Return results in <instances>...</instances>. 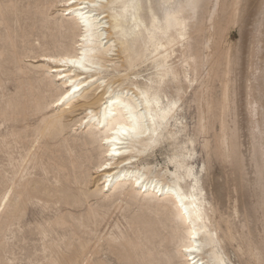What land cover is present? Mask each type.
<instances>
[{"label":"bare ground","instance_id":"1","mask_svg":"<svg viewBox=\"0 0 264 264\" xmlns=\"http://www.w3.org/2000/svg\"><path fill=\"white\" fill-rule=\"evenodd\" d=\"M50 4L58 5L47 16L44 6ZM42 5L26 11L31 25L23 27L15 13L10 17L0 9V44L9 60L16 62L19 43L36 54L25 60L33 74L22 86L26 90L0 105V155L6 162L0 168V234L17 231L29 207L36 206L55 211H49L46 225L32 228L43 240L59 229L94 236L108 212L127 198L140 206L122 215L126 232L116 228L98 249L80 237L74 246L67 235V241L61 237L62 251V244L41 242L38 251L55 257L46 264H103L86 260L101 249L121 264H227L225 244L231 246L236 232L217 203L207 199L209 188L193 166L195 140L181 117L190 91L204 170L215 160L238 176L239 184L230 179L232 214L239 215L237 193L248 184L252 205L247 203V214L239 204L242 218L253 217L264 227V0H48ZM256 13L240 85L241 41L233 44L226 35L237 27L242 39L243 26ZM31 26L36 44L28 39ZM241 108L253 175L246 184ZM31 116L38 118L34 128L28 125ZM162 145L169 153L162 165L154 164L148 158ZM45 146L51 150L46 158ZM252 236L243 233L242 244H236L243 246L235 251L240 259V252L246 253L243 264H264V232L257 241ZM3 239L0 251L9 257L11 244ZM7 260L2 264H11L12 257Z\"/></svg>","mask_w":264,"mask_h":264},{"label":"rangeland","instance_id":"2","mask_svg":"<svg viewBox=\"0 0 264 264\" xmlns=\"http://www.w3.org/2000/svg\"><path fill=\"white\" fill-rule=\"evenodd\" d=\"M46 1H48V0H0V9H2L4 12L8 11V15L10 17H12V15L15 13L14 15L18 16L19 20L21 18L20 25H21V27H23V25H31V21L28 19V13L26 11H28L29 8L31 10L34 5H37L39 7H43L42 4L45 3ZM55 5L57 6L58 4H50L48 6L47 5L44 6L45 11H46L45 14L47 16L48 15H52V13H53V11H54V9L56 7ZM48 9H49V11H47ZM254 9H256V11L258 12V15H259V10L261 9V6L260 5H258V6L256 5ZM256 18H257V13L255 14V16H252L251 18H249L250 22L248 21L247 24H245L243 26L244 27V31H243L244 34H243V38L242 39H240V33H239V29L237 27L231 28L228 31L227 35H226L227 40L230 41L233 44H238V42L241 41L240 46H241V49H242V58H241L242 65L240 66V68H241L242 72H241V75H240V78H239V81H238V84H240V85L242 84L243 79L245 77V74L247 72V67H248V63H249V59H250L249 50L248 49L253 44L252 43L253 41L251 42V40H254L253 37H254L255 33L253 31L254 30L253 27H254ZM35 29H36L35 26H33V27L31 26L30 28H26L27 32H29L28 39H29L30 43L34 42V44L37 43V42L35 43V40H36ZM18 45H19V46H17L18 48H16V50H15V53H16L15 55L17 56V60H16L15 63H12L9 60L8 49H6L3 45L0 44V50H1V52H0V54H1L0 55V105L4 104V102L6 100L14 97L16 94L24 92V90H26L25 87H22L24 82H26L29 78H32V76H33L32 72L29 69L25 68L24 66H25V63H26L25 62L26 58L27 59H33L32 57L36 56V54H35V52L28 51L27 50L28 46L26 44L19 43ZM18 53H22V54L19 55ZM30 53H31V55H29ZM32 53H33V55H32ZM37 54H39V53H37ZM26 56H28V57H26ZM19 60H21V61L19 62ZM142 74L146 75L148 73L147 72L146 73L143 72ZM33 93H35V92H33ZM189 98H190V91H187V95L185 97L184 110H183L184 111V114H183L184 118L181 117V116L180 117L182 119V123L187 125V129H186L187 136L188 137L191 136L195 140L194 147L196 149V152H195L194 157H193V159L195 160V163L193 164V166H194L195 172H197V177L200 180V183L202 182L203 185L205 186V188L206 187L209 188V189H206V191H208V193H210V194H208L209 196L207 195L208 201H210V199H211V200H213V202L217 203L218 211H219L220 214L222 213L221 214L222 219L224 221H228L231 224V226L233 227L234 231L236 232V233L234 232L235 233V239L232 241L231 246H229L228 244H225L227 246V247H225L226 248L225 249V253H227V255H228L227 256V264H229V262H231L232 264H243V260H245V261L247 260L246 259L247 258L246 253L244 252V250L241 251L240 255H241V253H244V254H242V255H244V257L241 255L242 259H240V256L238 255L239 253H237V250L235 251L236 248H240L241 246H243V245H241L240 247L237 246L238 244H242V242L240 243V241H242V239H241L242 238V234L245 233V232H249L250 237L252 235H255V236H252V239L254 241H257L258 238L260 237V235L264 232V230H263L264 227L262 225H260V224H256V221H253V219H254L253 217L250 219L251 221L247 220L250 224L251 223L252 224L251 225L247 224L248 222L246 221V218L249 219L250 216H246L245 218H242V217H244V214L241 212L243 208L241 207L242 208L241 209L240 206H239V204L243 205V203H244L245 206L243 205L244 206L243 212L246 211V213L248 214L249 213L248 209L252 205V201H251L252 199H248L250 197V195H249L250 194L249 186H248V184H246L248 182V180H250V178L253 177V175H252V166H251V164L249 162V150H248L249 149V145L247 143L248 140H247V138L244 135V133H245V124H246L245 123L246 116H245V113H244V108L239 109L238 125L240 126V128H242L239 131V133H240V142L242 144L241 150H242L243 155H244V165L245 166H244L243 173L244 174L247 173V174H245V175L243 174V176H242L243 181H244L243 184H246V185H244L243 189L241 188L240 190H238V193H237V195H238L237 196L238 197L237 201L239 200V202H237V204L239 203L237 205V208H238V211H239L238 212L239 215H237V214H232L234 212L232 210V208H234V207H232V205H233V200H234L233 198L235 196V194H234L235 192L233 191L234 190L233 187L235 186V185L233 186V184L235 182H232V180L233 181L236 180V182H237L239 178H238V176L234 175L233 172H231V174L234 175V176L231 177L232 175L229 172L232 171V169L229 168V167L221 166L215 160H210V162L207 164L208 170L207 171L204 170L205 165H206L205 164V159L206 158H205L204 152L200 148V145H201V143L203 141V138L198 136V135H196V133L194 131L195 110H194V107L192 105H191L192 107L190 106V104H189L190 103V99ZM238 98L239 99L243 98L242 100H244V96H243V93L241 91H240V94H239ZM189 106L191 108H189ZM32 117L33 116L29 117V119H28L29 120L28 121V125L31 126L30 128H34L36 126L37 122H38V118L37 117H34V118H32ZM44 149H47V152H45ZM44 149H43V153H44V157L46 158L50 154L51 150H50V148L48 146H45ZM168 150H169V148L166 145H162L161 147H159L156 150L155 154L153 156H151L150 158H148V159L151 162H153L154 164L162 165L164 163V161L166 160L167 154L169 153ZM0 160H1V162H0V168H1L3 165H6V162L4 161V159H2L1 155H0ZM3 162H5V164H3ZM226 168H229V172L227 171L228 169H226ZM249 170H250V172H249ZM225 171H227V172H225ZM226 174L228 176H225ZM250 174H251V176H250ZM229 176H230V178H229ZM236 178H238V179H236ZM226 179H229V180L232 179V180L225 181ZM231 182H232V185H231ZM208 183H210V184H208ZM236 184H239V181ZM227 185H228V187H227ZM228 188L229 189L232 188V190H229ZM230 191H231V193H229ZM240 191H246V196L244 195L245 192L243 193V192H240ZM239 193H241V194H239ZM242 193H243L244 196L242 195ZM213 194L216 195L217 197L214 196ZM239 195L241 197H239ZM242 197H243V201L244 200L245 201L247 200V201L246 202L245 201L242 202L241 201ZM244 197H245V199H244ZM239 198H241V199H239ZM248 200H249V202H248ZM125 201L126 202L123 201L120 204V207L117 208V210L115 208H113V209H115L114 212H113L112 208H111L112 210H110L107 207L108 211L110 210L109 212H111V213L108 212L109 216L107 215L105 217V219H104L105 223L103 222L104 224H101L103 227H101L99 229L100 232L98 231L96 233H92V234H94V236H90L89 235V231H87L88 232V234H87L86 231L78 233L77 230H75V229H74L75 232L71 231L70 229L69 230L66 229V231H64V232H69V233H64V232H62V230L59 229L60 231L59 230H57V231L53 230L54 233L58 234V235H55V234L51 235L52 233L51 234L47 233V236L45 237L46 239H44V240L42 239V237H40V235H38L37 232H33L34 230L32 228H34L33 227L34 225L38 226L39 223H40V225H46L44 223L49 222L50 218L52 217V214H54L55 211H52V210L41 211L36 206H32L34 209L29 207V210H27L26 215L23 217L24 220L21 219L19 221L20 222L19 223V227H18L19 231L18 230L14 231L13 234H8L7 233V235H5V236H2L0 234V237L2 236L1 239H0L1 242L5 240L3 238H6V240H9V243L11 244V247H10V252L11 253L6 255V256H9V257H4V254L1 253V251H0V258H1L0 259L1 263L0 264H2V262L5 263L6 261H8L7 259L8 258L10 259L11 257H12V260H9L11 262V264H46V263H48L47 261H50L51 259H53L55 257L51 254V251L50 252L48 251L49 253L45 251L43 254H42L41 251L39 252L38 250L41 247L39 244H42L43 242L47 241V242H50V243H54L55 242L56 244L59 245V244H62L63 240L67 241V238H66L67 236H68L69 240H72V242L75 241L76 239L79 241V237H80L85 242H87L86 244H88L87 245V246H89L88 248H90V249H93V248L98 249L99 247L104 245V240H102V239L107 237L106 235L110 234L111 232H115L117 229H120L121 227H122L121 229H123L122 232H126L127 231V230H125L126 227H125V224H124L125 222L123 220L122 215L123 214L128 215L131 212L137 211L138 208H139L138 206H140V205L138 204V202L136 203V201H135V203H136L135 204L133 202V200H131V199L127 200V198H126ZM124 203H126V204H124ZM247 203L248 204L251 203L249 207H247L248 206ZM92 204H94V203H92ZM49 211H52L53 213L49 212ZM41 212H43V213H41ZM48 212H49V215H50V213H52V214L49 216ZM115 213H116V216H115ZM41 215H43V216H41ZM224 215H225V217H224ZM240 215H241V217H240ZM110 216L112 218H110ZM106 220H108V222ZM41 222L43 224H41ZM116 222L118 223V225H114V224H117ZM245 225H246V227H244ZM254 225H256V226H254ZM246 228H247L248 231L246 230ZM109 230H111V231L109 232ZM105 231L107 232L106 234L104 233ZM254 231H255V233H254ZM257 231H260V232H257ZM71 232H73V234ZM60 233H64L62 235L63 236L65 235V236L64 237L60 236L61 235ZM76 233H78V234L76 235ZM68 234H70V235H68ZM71 234L73 236H71ZM85 234H87V235L85 236ZM165 234H167L166 231H165ZM238 234H240V235L238 236ZM75 235L78 236V237H76ZM98 235H99V237H98ZM52 236L53 237L57 236V237L53 238ZM58 236L60 238L62 237L63 240H62V238L60 239ZM47 237H49V238H47ZM71 237H73V238H71ZM74 237H76V238H74ZM236 237H237V239H236ZM238 237H240V238H238ZM254 237H255V239L256 238L257 239L255 240ZM58 239H60V241ZM48 240H51V241H48ZM90 240H91L92 243H89ZM65 241H63V243ZM77 242L75 241L73 245L76 246ZM63 245L64 244H62V246L61 245L58 246L59 250H61V251L63 250ZM60 247H62V249ZM47 250H50V249H47ZM236 253H237V255H236ZM50 255H52L53 257L50 256ZM245 255H246V257H245ZM87 256L91 257L92 259L87 257L88 259L86 258V260L92 261L94 263H96L99 260L103 264H121V262L115 260V258H113L106 250H102V249L100 250V253H98V254H92V253L90 254V253H88ZM95 256H97V257H95ZM13 258H15L14 261H13ZM58 260H61V258H59ZM85 263L86 262H84L83 264H85Z\"/></svg>","mask_w":264,"mask_h":264}]
</instances>
